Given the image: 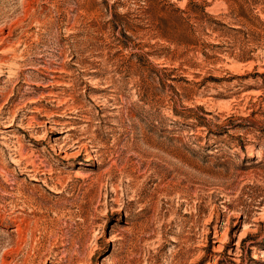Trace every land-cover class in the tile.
Returning a JSON list of instances; mask_svg holds the SVG:
<instances>
[{"label": "rangeland", "instance_id": "1", "mask_svg": "<svg viewBox=\"0 0 264 264\" xmlns=\"http://www.w3.org/2000/svg\"><path fill=\"white\" fill-rule=\"evenodd\" d=\"M0 264H264V0H0Z\"/></svg>", "mask_w": 264, "mask_h": 264}]
</instances>
